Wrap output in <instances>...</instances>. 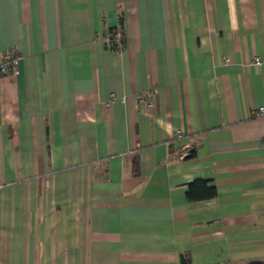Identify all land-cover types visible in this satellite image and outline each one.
<instances>
[{
	"label": "crops",
	"instance_id": "1",
	"mask_svg": "<svg viewBox=\"0 0 264 264\" xmlns=\"http://www.w3.org/2000/svg\"><path fill=\"white\" fill-rule=\"evenodd\" d=\"M4 52L0 264H264V0H0Z\"/></svg>",
	"mask_w": 264,
	"mask_h": 264
},
{
	"label": "trees",
	"instance_id": "2",
	"mask_svg": "<svg viewBox=\"0 0 264 264\" xmlns=\"http://www.w3.org/2000/svg\"><path fill=\"white\" fill-rule=\"evenodd\" d=\"M106 39H107V44H108V47L114 51H119L121 48H122V45H123V40L121 38V33L119 34L116 42L113 40L114 38V35L116 33V30L113 28V29H108V31H106ZM202 185L203 187V192L202 194H200L199 196H194L192 194V191H193V187H195L196 185ZM215 194V190L213 187H204V184L202 182H197V181H194V182H191L187 185V188H186V191H185V196L188 200H193L195 198H211L213 197ZM179 263L180 264H190L189 262V259H188V256L186 254H180L179 255Z\"/></svg>",
	"mask_w": 264,
	"mask_h": 264
},
{
	"label": "built area",
	"instance_id": "3",
	"mask_svg": "<svg viewBox=\"0 0 264 264\" xmlns=\"http://www.w3.org/2000/svg\"><path fill=\"white\" fill-rule=\"evenodd\" d=\"M119 36V32L116 31L113 40L116 42ZM17 62V55L14 52H4L0 53V77L6 75L10 70L14 72V68ZM253 63L258 64L259 59L257 57L253 58ZM144 102L149 103V96L147 94L142 95ZM109 100L113 101L114 97L112 95L109 96ZM264 114V107L258 108V115Z\"/></svg>",
	"mask_w": 264,
	"mask_h": 264
}]
</instances>
